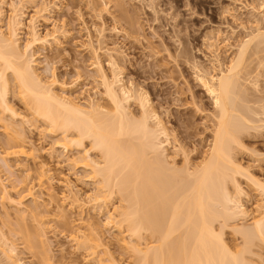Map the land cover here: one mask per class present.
<instances>
[{
    "label": "rangeland",
    "instance_id": "1",
    "mask_svg": "<svg viewBox=\"0 0 264 264\" xmlns=\"http://www.w3.org/2000/svg\"><path fill=\"white\" fill-rule=\"evenodd\" d=\"M263 6L264 0H6L0 16L5 31L14 15L23 22V47L32 38L33 27L46 36L47 42L35 43L28 54H33L44 80L55 78L59 84L66 83V91L58 85L56 91L79 103L94 99L104 108L110 106L98 65L111 74V55L117 57V70L126 86L149 95L152 109L171 135L167 152L180 166L186 155L196 163L209 149L217 110L200 75L228 70L255 28L264 29ZM253 53L246 56L241 74L249 109L243 107L249 110L252 122L242 135L243 146L235 148L237 162L245 168L237 178L248 213L237 218L239 224H251L260 214L259 204L264 203L261 188L246 175L248 171L252 179L264 183V58ZM8 98L26 119H13L0 108V182L8 189L5 193L0 185V231L17 245L24 264H95L88 249L72 240L75 233L101 236L109 248L101 251L104 264L132 263L133 251L120 240L130 239L128 231L121 233L105 223L107 208L126 204L122 196L117 192L108 196L107 203H97L93 195L98 192V183L79 160L82 154L78 149L66 151L59 145L61 133H52L32 114L15 85ZM137 100H130L128 107L140 117ZM9 122L23 132L27 153L3 160L1 154L8 149L3 125ZM91 155L100 156L97 150H91ZM42 165L49 172L43 171ZM29 187L34 193L24 196ZM76 192L82 199L80 205L73 200ZM20 196L22 205L13 199ZM19 213L25 214L27 227L21 225ZM234 222L224 228V238L230 244H240L242 239L232 229ZM19 226L28 228L32 244L25 241L22 230L17 231ZM256 239L247 261L264 264V242ZM141 242L145 245L147 241ZM3 248L0 241V264H12Z\"/></svg>",
    "mask_w": 264,
    "mask_h": 264
},
{
    "label": "bare ground",
    "instance_id": "2",
    "mask_svg": "<svg viewBox=\"0 0 264 264\" xmlns=\"http://www.w3.org/2000/svg\"><path fill=\"white\" fill-rule=\"evenodd\" d=\"M5 2L0 0V14ZM22 26L23 22L14 15L5 31L0 16V108L9 112L13 119H26L8 98L15 85L32 114L47 124L52 133H61L59 145L66 151L77 148L82 154L79 160L98 183V192L93 199L97 203H107L108 196L114 193L122 196L126 204L107 208L105 223L121 233L128 231L130 239L122 237L120 240L134 253V261L129 264H244L249 258L247 253L251 255L257 245L256 238L264 242V203L259 204L260 214L251 224L238 223L240 216L248 213L241 199L244 190L237 178L245 173V168L237 162L235 148L241 143L243 146L242 135L251 128L249 123L252 122L248 117L246 84L243 85L241 80L242 67L249 52L258 53L263 60L264 29L260 26L255 28L238 48L237 58L229 64L226 72L200 75L217 110L209 149L196 163H191L186 155V162L179 166L167 152L171 135L165 123L152 109L147 92L134 91L126 86L117 70V57L111 55V74L101 64L98 65L110 106L104 108L94 99L82 104L74 97L56 91L57 85L66 91V83L59 84L55 78L44 80L37 72L33 54L30 57L28 51L37 42L46 43L47 38L40 36L33 27L32 38L23 47L20 43ZM134 95L141 108L140 117L129 111L130 100L136 98ZM3 127L8 149L1 154V159L26 154V142L20 128L13 122L5 123ZM10 129L15 130L14 133ZM91 150H97L100 154L98 159L92 157ZM79 160L73 158L75 163ZM41 167L49 172L44 165ZM247 172L246 175L259 185L264 195V183L252 179ZM2 186L8 193L7 187ZM31 190L29 187L24 196L32 195L34 192ZM76 193L73 200L80 205L82 199ZM13 199L22 205L23 197ZM22 214L17 215H20L21 225L25 226L26 217ZM231 221L234 222L233 232L242 239L240 244H230L224 238V228L231 225ZM217 222L219 226H216ZM25 227L17 231L22 230L25 241L32 244L29 230ZM71 238L78 246L88 249L95 264H104L101 251L108 252L109 248L98 233L93 237H81L75 233ZM142 239H146L145 245ZM0 241L4 246L2 252L12 264H24L17 245L4 231H0Z\"/></svg>",
    "mask_w": 264,
    "mask_h": 264
}]
</instances>
